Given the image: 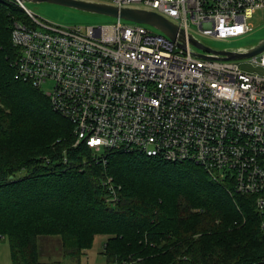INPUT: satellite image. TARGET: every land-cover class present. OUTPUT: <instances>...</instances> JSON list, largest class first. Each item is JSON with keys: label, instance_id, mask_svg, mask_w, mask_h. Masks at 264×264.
Listing matches in <instances>:
<instances>
[{"label": "built area", "instance_id": "obj_1", "mask_svg": "<svg viewBox=\"0 0 264 264\" xmlns=\"http://www.w3.org/2000/svg\"><path fill=\"white\" fill-rule=\"evenodd\" d=\"M80 1L152 11L185 32V50L144 25H60L17 4L27 22L11 26L14 79L39 88L71 123L74 148L196 165L230 196L251 198L264 232V50L248 62L262 73H244L239 61L194 56L202 52L187 41L191 27L218 40L250 32L264 0ZM102 184L115 204L120 188Z\"/></svg>", "mask_w": 264, "mask_h": 264}, {"label": "trees", "instance_id": "obj_2", "mask_svg": "<svg viewBox=\"0 0 264 264\" xmlns=\"http://www.w3.org/2000/svg\"><path fill=\"white\" fill-rule=\"evenodd\" d=\"M23 15L0 0V239L11 264H40L37 239L55 233L73 264L95 236L106 238V264H260L264 232L251 198L230 196L193 164L73 147L71 123L14 79L10 33ZM106 178L120 188L115 204Z\"/></svg>", "mask_w": 264, "mask_h": 264}, {"label": "rangeland", "instance_id": "obj_3", "mask_svg": "<svg viewBox=\"0 0 264 264\" xmlns=\"http://www.w3.org/2000/svg\"><path fill=\"white\" fill-rule=\"evenodd\" d=\"M17 7L22 10L18 5ZM24 7L37 18L46 20L60 25H109L116 20L106 16L80 12L71 8H65L48 3H32L24 2ZM141 9L140 7H136ZM23 11V10H22ZM24 12L23 19L27 22L26 12ZM251 31L236 37L223 40L214 39L211 37L202 36L195 27L190 28V32L199 39L203 45L213 50H236L250 48L258 44L264 39V12L257 11L249 20ZM151 32L161 35L156 30L147 27ZM249 59L239 61L240 70L244 73H257L261 74L262 70L254 64L248 63ZM49 87L43 86V91H47ZM59 233L55 235H45L37 239L38 247V261L40 264H73L72 259L65 255L60 243ZM103 236H95L92 240L88 241V245L81 248L80 264H106L105 257L101 254L102 244L105 241ZM92 244V245H91ZM79 261V260H78ZM0 264H11L8 251V242L6 238L0 239Z\"/></svg>", "mask_w": 264, "mask_h": 264}, {"label": "water", "instance_id": "obj_4", "mask_svg": "<svg viewBox=\"0 0 264 264\" xmlns=\"http://www.w3.org/2000/svg\"><path fill=\"white\" fill-rule=\"evenodd\" d=\"M12 3L23 5L24 2L48 3L65 8H71L80 12L106 16L114 20H122L129 23L150 27L168 38L171 42H177V47L185 50L186 34L175 24L164 17L148 10L137 8H117L105 3L80 1V0H8ZM187 41L197 48L200 53L194 56L203 60L216 61H240L249 59L264 50V39L250 48L236 50H213L197 41L193 36L188 35Z\"/></svg>", "mask_w": 264, "mask_h": 264}]
</instances>
